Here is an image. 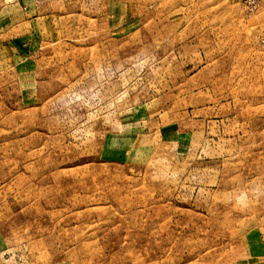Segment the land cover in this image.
Here are the masks:
<instances>
[{
	"label": "rangeland",
	"instance_id": "1",
	"mask_svg": "<svg viewBox=\"0 0 264 264\" xmlns=\"http://www.w3.org/2000/svg\"><path fill=\"white\" fill-rule=\"evenodd\" d=\"M0 264H264V4L0 0Z\"/></svg>",
	"mask_w": 264,
	"mask_h": 264
},
{
	"label": "built area",
	"instance_id": "2",
	"mask_svg": "<svg viewBox=\"0 0 264 264\" xmlns=\"http://www.w3.org/2000/svg\"><path fill=\"white\" fill-rule=\"evenodd\" d=\"M250 10H256L264 4V0H241Z\"/></svg>",
	"mask_w": 264,
	"mask_h": 264
},
{
	"label": "crops",
	"instance_id": "3",
	"mask_svg": "<svg viewBox=\"0 0 264 264\" xmlns=\"http://www.w3.org/2000/svg\"><path fill=\"white\" fill-rule=\"evenodd\" d=\"M30 21H31V20H27V21H26V22H28V25H29ZM24 24H25V22H22V23L20 24V26H21V25H24ZM25 25H26V24H25Z\"/></svg>",
	"mask_w": 264,
	"mask_h": 264
}]
</instances>
